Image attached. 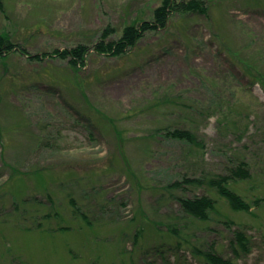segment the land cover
<instances>
[{"label":"rangeland","instance_id":"1","mask_svg":"<svg viewBox=\"0 0 264 264\" xmlns=\"http://www.w3.org/2000/svg\"><path fill=\"white\" fill-rule=\"evenodd\" d=\"M203 1L207 15L173 14L108 57L92 49L101 32L117 39L161 0H1L0 36L30 54L89 50L77 72L56 57L0 58V131L11 143L0 151V264H205L193 250L211 246L235 264H264V91L244 70L264 78V0ZM179 122L202 147L163 137ZM240 162L250 177L229 186L251 205L261 199L251 213L205 186L165 189ZM202 195L216 202L207 222L180 213L177 196ZM70 200L90 225L72 216ZM51 204L63 219L41 223ZM169 223L189 244L177 248L154 228ZM54 224L70 230H46ZM236 230L250 239L247 254Z\"/></svg>","mask_w":264,"mask_h":264},{"label":"trees","instance_id":"2","mask_svg":"<svg viewBox=\"0 0 264 264\" xmlns=\"http://www.w3.org/2000/svg\"><path fill=\"white\" fill-rule=\"evenodd\" d=\"M0 8H2V3L0 0ZM207 5L203 0H161L160 4L152 10V16L150 20H140L132 21L122 28L121 34L115 40H111L110 37L115 33V31L109 27L105 28L100 39L94 43L92 49L95 54L103 55L108 57H120L125 54L128 50L132 49L137 45V43L145 36L146 33L156 32L163 30L167 27V24L173 14H197V15H207ZM89 47L84 44H78L74 47L63 49V50H53L50 53L42 54H30L25 48L12 43L7 36H0V58L6 55L17 52L29 61H42L47 57H56L61 60H65L67 65L72 71H79L85 66L86 55L88 53ZM246 75L253 82H258L262 90L264 91V78L259 75H254L253 72L247 67L244 68ZM177 123L173 127H164L161 129L163 131V137L170 141H176L185 146L190 147V149H196L202 147V143L198 138L195 130L191 127H186L185 125ZM160 130V129H159ZM158 132V131H157ZM156 132V133H157ZM156 137V136H154ZM7 146H11V143L6 141L1 135L0 131V151L4 152ZM3 154V153H1ZM34 175H39V170L32 172ZM250 177L248 164L246 162H240L236 167L228 170L227 174L224 175H211L207 179L197 178H187L184 177L182 181L176 180L167 186L165 189L170 190V192L180 191L186 186H196V187H206L210 190H214L219 198L223 199L228 207L235 212H247L251 213L253 207H258L261 199H256L252 205L246 202L232 187L229 186L230 182H236L238 180H245ZM43 178L40 177L39 182L42 183ZM50 194L47 197L50 200ZM179 206V211L182 215L195 219L200 222H207L210 219V214L215 212V200L208 195H202L199 197H179L175 198ZM16 201V200H15ZM21 203L25 205L34 204L42 206L43 203L36 198H32L30 201L28 198L20 200ZM19 201V202H20ZM18 202V201H17ZM17 202H13V210L18 211L19 207ZM70 207L72 208L71 214L74 218L79 219L86 225H90L85 213L81 212L73 200H70ZM50 210L40 216L41 223L49 222L53 219L62 220L61 215L56 211L55 205L51 204ZM0 216L6 214L3 210H0ZM26 212L28 210H25ZM177 219V218H176ZM225 224L229 225L233 222L225 221ZM40 229L41 224L36 225ZM177 223H169L165 226V230L158 228V225L154 224L156 231L167 235L170 239H175L176 247H181V245L189 244L187 237L180 234ZM33 228V227H32ZM47 231H67L70 230L69 226L64 225H53L46 229ZM139 231V230H138ZM137 234H135L136 236ZM234 245L237 250L247 254L249 252V238L246 236L244 231L236 230L234 232ZM193 252L198 253L203 258L205 264H235L231 259H225L218 255L213 247L211 246L206 251L193 250Z\"/></svg>","mask_w":264,"mask_h":264}]
</instances>
